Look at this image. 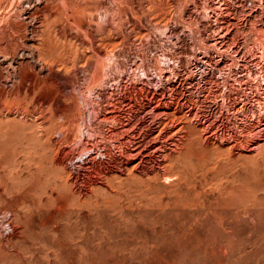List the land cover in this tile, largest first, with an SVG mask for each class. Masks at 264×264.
Here are the masks:
<instances>
[{"label": "rangeland", "instance_id": "374dc122", "mask_svg": "<svg viewBox=\"0 0 264 264\" xmlns=\"http://www.w3.org/2000/svg\"><path fill=\"white\" fill-rule=\"evenodd\" d=\"M103 55L105 57L102 59ZM57 57L68 58V62L58 61L59 63L52 64L51 59ZM32 65L42 75L55 74L60 76L58 80L63 81L62 83L73 80L78 82L76 84L80 83L77 88L81 85L78 88L80 91H75V99L84 113L82 119L78 120L76 129H82L80 132L75 129V136L71 138L74 141H61L56 146L57 151L63 146L74 145L81 148L87 140L86 137L93 139H89V143L92 146L96 144V149L95 146L88 151L82 149L81 155L68 158L69 166L73 164L72 172L75 175L78 173L80 181L88 173L97 174L92 160L99 159V156L105 159L107 154L102 151L106 150L107 145L114 147L116 158L121 161L128 149L127 143L128 147L139 146L138 134L147 131L148 126L153 124L155 129L149 134L151 137L159 135L154 138L165 139L174 135L171 137L173 143L174 140L183 139V144L173 154L175 158L170 166H204L205 160L208 163V172L218 167L224 168L228 174L238 173L239 179H242L240 181L251 184V189L256 193L255 206L260 216L251 217L244 211L241 212L242 217L235 220L233 234L220 223L209 228V223L213 221L204 219V233L200 231L198 234H188L187 240L190 244H184V247L167 245L162 240L163 236H168L173 241L179 232L161 234L159 230H149L146 236L132 232L135 243L128 244L124 250H117L114 246L122 239V235L110 236L107 243L106 237L102 238L98 234L96 243L107 250L108 255L96 264H264V0H0V85L12 86L18 79V75L12 71L20 68L21 71L28 72ZM100 66V79L92 81L93 72ZM63 75L67 76V80ZM83 77L85 81L82 80ZM148 79L159 91L162 87H171L168 89L172 90L171 93L167 90L168 99H173L176 94L183 96L182 99H193H189L191 103L188 102L187 109H192V112L188 114L187 121L184 124L177 123L166 134L162 129L167 126L169 118L160 121L157 114L154 120L148 110L139 112L141 115L132 111L133 103H139L147 96L146 91L141 93L135 85H145ZM65 89V98H71L69 88ZM109 89H114L110 93V100L115 104L110 102V105L117 108L120 106L118 109L123 115V122H127V126L120 123L119 129L126 127V131L129 128L127 132L123 129L124 138L129 141L122 142L120 137L119 142L117 138L108 140L105 133L97 135L89 132V109H83L84 101L88 94L101 100V94L110 91ZM79 92L83 94L81 97ZM15 106L1 109L0 124L7 128L34 131L39 122L37 117L27 116L21 105ZM79 123L83 127L80 124L81 128H78ZM52 133L55 134L56 130L53 129ZM173 143L170 144L172 149H166V152H173ZM184 147L187 152L182 151ZM202 152L205 153V159ZM24 153L21 152L15 157L16 163L10 166H30L31 163ZM142 153L141 156L146 155V152ZM160 180L171 193L176 191L175 184L168 185L165 179ZM127 186L126 183L122 185ZM99 189H94L100 197L97 203H104L98 206L105 210L109 206L110 209L106 210L107 213L102 209L98 215L103 214L102 217L109 219H123L118 213V206L108 201L112 196ZM106 204L108 205L105 207ZM157 224L158 222H154L152 225ZM5 225L9 231L8 223ZM119 226L115 223L113 230L117 232ZM203 238L204 244L200 243Z\"/></svg>", "mask_w": 264, "mask_h": 264}, {"label": "bare ground", "instance_id": "6f19581e", "mask_svg": "<svg viewBox=\"0 0 264 264\" xmlns=\"http://www.w3.org/2000/svg\"><path fill=\"white\" fill-rule=\"evenodd\" d=\"M90 13L91 12H89V14ZM103 57H105V55L101 56L102 59ZM39 58L41 59L40 56ZM58 61L67 63L68 58L57 57V59H51L52 64ZM107 61L109 62V60ZM99 65H101V62ZM108 67L109 65L107 68ZM100 69L101 66L99 69H95L91 76L92 81L97 80V78L100 77ZM12 72L15 75H18V79L10 87H6L5 84L0 85V111L3 108H13L15 105H21L27 116L35 115L39 122L37 123V126H35L34 131H25L21 128H7L0 124V264H96L98 260H102L108 255L107 250L98 246L96 243V237L98 234L102 238L106 237L107 243L110 236L118 234L122 235V239L116 242L114 246L117 250H124L128 244L133 245L135 243L132 232L142 236H146L149 230H159L161 234L179 232L180 234H178V237L173 241L168 236H163L162 240L167 245H183L184 247V244H190V241L187 240L188 234H198L200 231H203L204 233V219H210L213 221L209 223V228L213 227L216 223H220L223 228L228 227V231L233 234L236 227L235 220L237 221L239 217H242L241 212L244 211L247 216L251 217L259 215L255 206L257 199L256 193L251 189V184H244L240 181L242 179L241 177L239 179L238 173L232 172L231 174H228L224 168L218 169V167L216 170L208 172V166H206L208 163L205 160L204 166H170V162L175 158L173 154H175L174 152H177L181 147L183 139L180 138L174 140L173 143L171 137L174 135L165 139H157V136L159 135H154L157 138H154V136L151 137L149 134L155 129L153 124L148 126L149 128L147 131L140 132L139 134L137 133L140 138L139 146L132 147V145L128 147L127 143L126 147L128 149L126 153L123 151L125 155L123 154L124 157L121 161L116 158L117 155L114 152V147L107 145L106 150L104 152L102 151L103 154H107L106 158L102 159V157L99 156V159L94 160L93 158L92 160L97 170V174L88 173L84 175L80 181L78 173L75 175L72 172L73 168L71 167L73 164L69 166L68 158L80 154L83 152L82 149L86 151L90 149L92 150L93 146L96 145H90L89 139L92 138L86 137L87 140H85L83 146L81 145L82 147L80 146L81 148L75 147L74 145V147L69 146L70 144H68L69 147L63 146L59 151L56 150V146L59 142L68 141L73 138L75 129L77 128V122L82 119L81 116L84 114L81 105L75 99V91L81 86L80 85L77 88V85L80 83L76 84L77 81L75 82L72 79H69L72 80L71 82L68 80L69 82L62 83L63 81L60 82L58 80L60 76L57 77L55 74L42 75L34 68V66L31 67L28 72H23L20 68L15 69ZM74 74L76 75V73ZM11 76L13 77V75ZM79 76L81 77V75ZM102 76L104 77V74ZM63 77L65 76L63 75ZM84 79L85 78L83 77L82 80ZM149 81L150 80L148 79L145 85H135L137 86L136 89L141 91V93L146 91L147 96L139 103H133L134 108L132 107V111L134 114H138L141 111L148 110V112L153 115L154 120H156L155 117H157V114V118L160 121L169 118L168 123L165 122L167 126L162 129L166 134V132H168L173 126H176L177 123L187 121L188 114L192 112V109H187L188 102H190L189 99H193L186 97L182 99L183 96L181 97L176 93V96L173 99H168L167 90L171 87L168 89L162 87L159 91L151 85ZM214 82L215 81H213V83ZM81 84H83V81ZM67 87L69 88L71 96L69 99H66L64 96L66 91L65 88ZM183 87L184 86H182V88ZM113 90L111 89L110 91L102 93L100 96L101 100L96 99L95 97L93 98L90 94L85 92L91 98L86 95L87 98L85 97L86 100L84 101L83 109H89V113H87V122L89 120L88 128L90 133H95L97 135L105 133L108 140L117 138L118 141V137H120L122 142H126V140H129L124 138L125 135L123 134V129L126 128L124 126H127V122H123V115L120 109H118L121 107L119 106L117 108L114 106V101L112 102L110 100V93L113 92ZM124 90L126 89L124 88ZM78 91L80 90L78 89ZM171 92L172 90L170 93ZM213 94H215V92ZM82 95L83 94H81L80 97ZM155 96L156 99H154ZM110 102L114 105L111 106ZM216 105L217 103L215 106ZM195 106L196 105H194V107ZM221 106L223 105L221 104ZM226 110L228 112L227 108ZM195 112L196 111H194V113ZM197 114L199 115V113ZM138 118H140V116H138ZM228 119H230V117ZM137 121L138 120H136V122ZM215 121H217V119ZM120 123H124V128H122V130L119 129ZM130 123H128V125H130ZM80 124L81 123H79L78 128H81ZM81 125L83 127V124ZM133 126L134 125H132V127ZM144 127L143 129H145ZM53 129H55L56 133L59 135L56 133L53 134ZM81 129L76 130L80 132L79 130ZM209 129H211V127ZM127 130L125 131L124 129V132H127ZM140 131L142 130L140 129ZM136 135L135 138L138 136ZM148 135L151 138H147ZM77 136L78 135H76V137ZM182 136L185 135L183 134ZM132 137H134V135ZM97 140L100 141V139ZM172 143L174 147L173 152H166V149H172V147H170V144ZM98 144L100 145V143ZM111 147H113V149ZM120 148L122 149V145ZM185 148L186 147H184L182 151L187 152ZM151 149L153 150L151 151ZM161 150H163V153ZM195 151L193 152L195 153ZM21 152H25L23 155L31 165L10 166L12 163L14 164L15 157L20 155ZM142 152H146V155L141 156L143 154ZM201 155L202 157L204 156L205 159V153L202 152ZM89 158L91 157L89 156ZM161 178L165 179L164 181H166L168 185L175 184L176 191L171 193L170 190H167L162 183L163 181L160 180ZM123 183H126L128 186L122 187ZM96 188H100L102 191L112 196L108 198V201H110V204L112 203L113 205L118 206L119 212H117L123 216L121 217L123 219H109V217H102L103 214L102 216L98 215L100 211L104 209L98 205L104 202L100 204L97 203L100 197H98L94 190ZM121 199H124V201H121ZM107 205L108 204H106L105 207ZM109 212L111 213V211ZM154 222H158V224L153 226L152 224ZM5 223H8L10 227L9 231L6 230L7 226ZM115 223L120 225L117 228V232L113 230ZM97 224H99V226ZM200 243L204 244V238L200 240ZM98 253L100 254L99 256Z\"/></svg>", "mask_w": 264, "mask_h": 264}]
</instances>
